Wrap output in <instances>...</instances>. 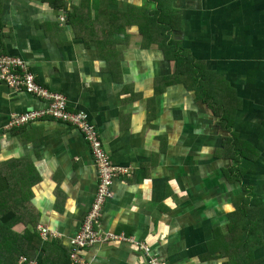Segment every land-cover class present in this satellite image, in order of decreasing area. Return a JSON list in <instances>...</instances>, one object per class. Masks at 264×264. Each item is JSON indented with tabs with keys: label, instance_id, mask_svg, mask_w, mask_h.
<instances>
[{
	"label": "crops",
	"instance_id": "0c3cea01",
	"mask_svg": "<svg viewBox=\"0 0 264 264\" xmlns=\"http://www.w3.org/2000/svg\"><path fill=\"white\" fill-rule=\"evenodd\" d=\"M0 54L85 113L131 172L100 226L125 239L89 247L87 264H148L137 245L165 264H264V0H0ZM196 62L220 82L217 100L196 91ZM48 105L0 82L3 264H69L96 198L78 128L6 126Z\"/></svg>",
	"mask_w": 264,
	"mask_h": 264
},
{
	"label": "built area",
	"instance_id": "2783aa9c",
	"mask_svg": "<svg viewBox=\"0 0 264 264\" xmlns=\"http://www.w3.org/2000/svg\"><path fill=\"white\" fill-rule=\"evenodd\" d=\"M61 21L63 20L61 19ZM0 82L17 91L26 90L49 103L44 110L11 115L6 125L8 128L26 126L44 118H51L78 128L88 143L98 173V189L96 198L83 222L82 228L78 235L70 240L69 248V264H87L83 258V253L89 247L125 239L124 235L118 236L100 232V226L104 207L107 201L113 198L112 186L114 180L119 176L129 177L131 172L127 168L116 167L111 163L96 125L91 123L85 113L69 111L66 98L63 95L41 86L25 61L0 54ZM39 230L44 240L49 236L57 237L55 233H51L46 228H40ZM137 246L146 255L148 264H165L152 257L149 248ZM16 264H38V262L29 260L25 256H20Z\"/></svg>",
	"mask_w": 264,
	"mask_h": 264
},
{
	"label": "trees",
	"instance_id": "16d2710c",
	"mask_svg": "<svg viewBox=\"0 0 264 264\" xmlns=\"http://www.w3.org/2000/svg\"><path fill=\"white\" fill-rule=\"evenodd\" d=\"M200 74V75H198ZM200 76V78H199ZM213 75H211L207 70L203 69V67L201 66V63H197L196 62V91H198V94L205 99V102L207 104V100H211V99H216V93L217 91H219V89L216 87V85H218L220 87V82L218 80L213 79ZM198 79L201 80L200 82H198ZM221 96H224L226 99H229V101L223 103V110H222V116H220V118L222 117V120H225L224 122L227 123H233L228 115L231 111V108L233 107V103L232 102L233 99H236L233 95H232V90L227 91L222 89L221 90ZM217 100V99H216ZM218 102V101H217ZM210 108H213L215 110V107L218 106L217 103H212L210 102L209 104ZM233 137V135H232ZM234 140V138H233ZM236 142L235 144H238V138L236 137ZM5 242V239L3 237H0V244L3 245ZM2 250V247H0V252ZM5 260L8 259V257L4 258ZM29 260H34V259H29ZM3 264V263H0ZM40 264V261L39 263ZM68 264V263H65Z\"/></svg>",
	"mask_w": 264,
	"mask_h": 264
},
{
	"label": "rangeland",
	"instance_id": "374dc122",
	"mask_svg": "<svg viewBox=\"0 0 264 264\" xmlns=\"http://www.w3.org/2000/svg\"><path fill=\"white\" fill-rule=\"evenodd\" d=\"M251 154H254V152H252V151H249Z\"/></svg>",
	"mask_w": 264,
	"mask_h": 264
}]
</instances>
